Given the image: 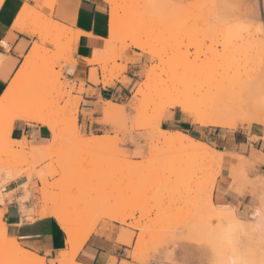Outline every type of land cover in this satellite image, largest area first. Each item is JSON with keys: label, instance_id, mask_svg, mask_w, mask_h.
<instances>
[{"label": "rangeland", "instance_id": "obj_1", "mask_svg": "<svg viewBox=\"0 0 264 264\" xmlns=\"http://www.w3.org/2000/svg\"><path fill=\"white\" fill-rule=\"evenodd\" d=\"M223 1L146 0L134 4L129 9H123V11L118 8L121 19L118 15L120 21L117 22L116 19L117 36L114 38L115 41L113 40L107 48L106 40L110 39L109 30V36L105 40L106 47L102 51L99 50L102 59L98 63H93L98 68L94 67L90 71V73L96 72L100 80L92 81L90 78L89 80L95 86L103 84L101 82L103 78L110 79L112 84L118 81L125 85L126 88L122 89L119 94L108 95V100L99 98L96 105L100 110L104 107L105 102L110 100L125 107L126 114L124 116L116 115L109 120L112 129H121L119 133L111 130L109 126H97L93 132L92 126L87 125V133L92 136L103 135L107 139L99 147L83 146L77 140V130L84 127L89 114L84 109L81 110V104L85 103L83 95L93 89L86 87L84 83L77 86L75 82L72 83L64 77L61 62L62 60L71 61L70 58L75 44L70 43L73 40L71 37H62L61 43L55 45V50L48 49L49 51L46 50L47 53H44L51 56L52 62L45 67L43 75L48 80L40 84L42 96L38 107L23 113L26 117L27 115L46 114L50 121L58 126L59 140L51 147L49 146L50 139L47 140L46 146L42 147L45 149L41 154L32 156L26 154L34 147L33 139L27 137L14 139L12 131L15 122L18 121L15 117L20 113L22 94L24 96L34 85L25 94L23 92L19 95L20 91H17L16 99L11 98L12 102L8 100L10 106L16 107L3 117L8 127V136L0 139V162L6 163L2 164L1 162L3 166L11 165L13 168H2L0 179L3 178L6 171L16 168L21 173L22 178L30 175L33 177L31 183L35 191L36 180L34 177L42 174V178L47 179L49 188L44 187L42 184L37 201L38 206L48 208L49 212H54L56 207L59 206L68 214H73L75 218L77 210H82L87 215L85 220L77 221L75 236H78L84 230L87 231L92 226L96 228L97 232V224L100 220L98 210L101 204H103L104 210L110 217V222L100 232L112 233L115 223L121 224L119 241L122 242V239L129 236L132 240V237L136 235L133 229H142V234L136 235L137 243L130 254L133 260L131 264H151L153 259L159 260L163 264L168 259L169 249L172 250L171 254L175 258L174 264H179L180 261H184L185 264H200L204 260H207L208 264H217L221 261L223 264H227L232 247L234 251L236 250L239 253L245 250L243 255L245 254L244 256L247 255L246 257H248L249 251H252V248L250 249L252 244L249 243L253 242L250 238L246 241V236L243 238L240 234L238 239L229 242L232 246L230 251H226L227 247L230 248L226 244L228 243L227 240H224L221 234L215 236V232L212 230L214 227L221 228L223 224L222 220H218L215 216V219L212 218L213 213L210 210L214 212V209H211L208 204L213 201L216 207L219 206L214 201V191L211 183L213 181H210V179H214L217 172L219 174L217 173L216 180L220 176L223 169L220 162L200 157L197 154L186 153L183 150L176 149V147L172 148V146L164 143L162 139H158L161 142L156 141L158 126L170 130L181 129L186 133L191 130V126L185 124L186 121H175L168 122V127L165 128L164 124L166 122L158 119L162 107L154 105L148 94H146L147 97H140L135 105L132 104L134 102L133 95L138 86L145 81L147 70L151 67H157L158 72L163 71V69L168 71L167 65L174 64V59L182 52L190 53L187 65L189 63L190 67L195 65V68H197L193 71L194 68L192 67L193 74L191 73V77H194V80L200 78V81H194L190 74L187 75L193 82L201 83L204 81L206 83L201 84L206 86L210 83L218 84L221 79H225L224 84L230 85V88L245 86V89H250V87L257 86L254 87L255 89H251H257V93L261 91L258 86L261 87V79L264 76V73H262L264 44L261 43L259 33L256 31L260 26V14L257 11L255 18H249L245 21L252 29L250 35L247 38L242 37L238 41H233L229 28L215 27L209 23V20L212 17L229 13H235L241 17H252L253 9L250 6L252 0H225L224 3ZM226 1L227 3L236 1L233 4L237 7H227ZM162 2L172 3L176 7L171 10L157 9L155 13L143 7L148 3L158 5ZM119 3L120 1L115 5L119 7ZM231 3L230 5H232ZM224 4L226 8L223 9ZM205 5L209 6L205 7ZM23 8H25V11L22 10L20 13L23 17L30 11H37L29 5H25ZM26 11L28 12L26 13ZM39 12L37 11V13ZM46 17L43 16V13L34 14L24 18L19 23L30 24L29 26L33 30L35 28L38 31L41 22ZM38 23L40 26L37 28L35 24L39 25ZM55 32L56 29L52 27L43 31V35H45V38L46 36L52 38L55 36H53ZM43 35L40 36L44 37ZM224 39L228 41L227 44H225ZM138 44L146 48L138 49L136 46ZM150 52L162 53L164 64L157 57L155 60H150ZM44 54L41 56H45ZM235 70H239L238 72H242L243 75L240 73L239 76ZM169 71L168 73L171 74V71ZM213 74L214 78L217 77L218 83L215 79L212 81ZM226 74L231 75L230 81L228 80L230 79L229 76ZM220 75H223V77L220 78ZM188 77L187 79H190ZM234 80L238 82L234 83ZM232 85H235V87H232ZM249 85L253 86L249 87ZM73 92L76 94L73 95ZM93 93H96V90H93ZM76 99L79 101L77 111L73 108ZM61 101H63V104ZM8 102L5 104H8ZM131 111L135 112L133 119L137 139L143 141L142 151L139 155L128 149V137L122 131L124 122ZM74 117L77 119L75 127L73 123H70ZM23 121L36 122L33 120ZM245 125L250 124H239L236 129L208 127L204 130L205 127L197 126L194 129L197 135L194 137L207 142L215 149H220L222 147L214 142V139L208 134L210 131L222 135H226L228 132L236 135L241 127ZM252 125H256V123ZM83 137L88 138L87 135ZM21 144H25L23 150L20 147ZM17 151L19 153H16ZM241 159L243 162L238 161L230 167L232 174L230 176L237 182L246 179L247 183L258 187V180L249 179V168H253L254 164L252 165L249 162L245 164V158ZM242 188H245V184ZM259 191L258 187L255 192ZM93 192L99 194L98 198L93 199L91 195ZM230 207L244 223L248 224L250 222L247 219L248 211L242 209L241 203L230 205ZM122 218L125 219L124 222ZM208 220L210 221L208 222ZM208 224L212 228L208 227ZM204 227L207 229L205 230ZM209 229L213 231V235ZM215 230L216 233H219L218 228H215ZM213 237H219L220 239H214ZM241 239H245L243 240L244 244L241 243ZM235 241L240 243L237 242L235 245ZM245 244L249 247L242 246ZM248 249L250 250L247 251ZM228 252L230 255H228Z\"/></svg>", "mask_w": 264, "mask_h": 264}, {"label": "bare ground", "instance_id": "obj_2", "mask_svg": "<svg viewBox=\"0 0 264 264\" xmlns=\"http://www.w3.org/2000/svg\"><path fill=\"white\" fill-rule=\"evenodd\" d=\"M106 1L108 3H112V4H116L120 1L119 7H116L114 10V13H115L114 16L111 18L109 16L110 39L108 38L106 40V44L108 45L107 48H109L110 43L114 40V38H116L115 36H117L116 19H117V22L120 21V19H121L120 18L121 15L118 14V8L120 10L122 9V11H123V9H126V8L129 9L134 4L141 3V2H144L146 0H106ZM224 2H225V0L223 1V3ZM231 2L227 3V1H226L227 6H228V4L229 5H230V3L233 4L236 1L235 2L231 1ZM225 4L223 6V9H224V7L226 8ZM28 9H30V8H28ZM22 10L25 11V8H23ZM27 12L28 11H26V13ZM39 13L41 14V12H39ZM39 13H37V11H33V12L30 11L29 13L25 14V17H23L20 14L18 16V19L16 20L15 24L17 26H19V25L25 26V24H20L19 22L22 21L26 17L32 16L34 14L37 15ZM118 15H119L120 19H118ZM43 16H45V15L43 14ZM136 16H138V15H136ZM35 25L37 26V28H38V26H40V24L39 25L35 24ZM26 26H28V25H26ZM52 27L54 29H56V32L53 34V36L54 35L55 36L52 37V35H51L52 38H50V36H49V38H48V36H46V38H45V35H43V31H46L47 29H51ZM28 28H30V27L28 26ZM40 28L38 31H36V29L34 28V30L36 32L34 30H30V31H32L33 33L35 32L38 35H43L44 37H42L40 42L34 43L36 46H35V48L31 49L29 56L25 57V59L27 60V63L22 66V70H21L19 76L11 85H9L5 89L4 94L2 96H0V118H3L6 114L11 112L16 107V106H10L8 100L12 102L13 100H11V98L13 99L16 97L17 91L18 92L20 91L19 95H21V93H23V92L25 94L29 90V88L32 87L33 85H35L37 82H39L40 84H43L45 81L48 80V78L45 77V75H43V74H44V71L46 69L45 67L52 62V59H51V56H47L46 54H44L45 56H41V55H43V53H47V52H45L46 51V48L44 46L45 44L57 46L58 44L61 43L62 37H68V36L73 39L70 42L72 44L73 43L76 44L77 41H79L78 40L79 39L78 38L79 37V31L78 30H76L72 27H66V26L62 25L59 22H56L55 20H53L51 18L46 17V19H44L41 22ZM52 31L54 32L53 29H52ZM51 32H49V33H51ZM45 33H47V32H45ZM136 46L138 47V49L139 48H143V49L146 48V47H143L141 44H138ZM94 52L95 53H93L94 55L91 58L86 59L87 63L93 64V63H98L101 61L102 58H101V55H99V50H95ZM189 55H190L189 52H182V54L180 53V55L174 59V61H175V62L173 61L174 64L172 63L171 65L170 64L167 65V67L169 68V69L168 68L167 69H168V71L169 70L171 71V74H169L168 71H164V69H163V71L158 72L157 67L149 68L147 70V73H146L145 81L141 85L138 86V88L136 89V91L133 95V101L134 102L132 101L133 102L132 104L135 105L136 102L139 101L140 97H145V96L147 97L146 94H148V97L151 100V102L154 105L161 106L162 110H163V108L172 100H175L178 97H184V98L191 99L194 102L195 106L198 108V110L202 113L200 116H198V118L201 120V125H200L201 127H218V128H223V129H236L239 126V124L248 123V124L252 125V124L256 123V121L259 119L260 113H259V111L254 110L248 106V99L250 98V95L252 93H255V92L257 93V89L252 90V89H255L254 87H257V86L250 87L253 85H249L250 89H245V86H239L238 85L239 87H235V85L234 86L232 85V87H235L233 89V88H230V85L228 86V85L224 84L225 79H223V80L221 79V81H219V83H218V81H217L218 79L216 80V78H217L216 76L214 78V74H213L212 81H213V79H215L216 83H218V84H211L210 83L209 85L205 84L206 86H204L201 84V83H206L204 81L201 83L193 82L194 77H191V75L193 74L192 73V67L194 68L193 71L197 68H195V65L194 66L192 65L190 67L189 63L187 65ZM40 56H41V58H39ZM150 57H151L150 60H152V59L155 60V58L157 57L163 63L162 53H151L150 52ZM254 62H255V60H254ZM235 71L238 72L239 70H235ZM259 71H261V70H259ZM196 72H195V74H196ZM232 72L234 73V71H232ZM240 73H242V72H240ZM240 73L238 72L239 76H240ZM189 74L193 80L190 77H188ZM226 75H228V74H226ZM242 75H243V73H242ZM221 76L223 77V75H220V78H221ZM228 76L230 78L231 75H228ZM187 77L190 79H187ZM90 78L92 80H100L99 76L97 75L96 72H93L92 74H90ZM197 80L200 81V78L199 79L197 78ZM228 80L230 81L231 78ZM101 82L104 85H111L112 84V81L108 78H103L101 80ZM233 82L236 83L238 81L234 80ZM258 88H261V87L258 86ZM22 97H23V94H22ZM7 102H8V104H5ZM78 105H79V101L77 100L75 103V107H73L76 111H77ZM103 110L106 111L108 120L114 118L116 115H123L124 116L126 114L125 107H123L122 105L117 104L113 101H110V100L105 102ZM162 110H161V112H162ZM25 120H33V121L42 120L43 121L42 125L47 126L51 132V138H50L49 146L51 147V145L53 146L55 142H58L59 137H60L59 130H58L59 128L55 123L50 121V119L47 117L46 114L31 115V116L27 115V118ZM76 122H77V119H76V117H74L72 122H70V123H73V125L75 127L77 125ZM93 137H94V139H89V138H84L83 136H78L77 140L79 143H81V145L83 144V146H87V147L102 146L107 140L106 138L103 137V135H94ZM156 137H157L156 141L161 142L158 139H162L164 143L172 146V148L176 147V149L183 150L184 152H186V153L188 152L189 154L193 153V154H197L198 156L203 157V158H210V160L213 159L214 161L216 160V161L220 162L221 167L223 165L224 157H225V154L223 152L213 148L212 146H210L208 143H206L204 141L196 139L193 136L182 135V134H180V132H175L172 130L163 129L160 126H158ZM20 147L23 150L25 148V144H21ZM44 149L45 148H42V147H33V149H30L29 151H27L26 154H30L31 156L32 155H38V154H41L44 151ZM16 153H19V151H17ZM1 162H0V171L2 170V168L11 167V165L8 162H7V164H9L10 166H7V165L3 166L2 164H6V163L2 162V164H1ZM13 166H15V165H13ZM15 167H17V166H15ZM11 168H13V167H11ZM15 169L14 170L11 169L8 171H10L12 173H18L21 175V173H19V171H17V169L15 171ZM217 173L219 174V172H217ZM217 173H215L216 177L218 176ZM210 175H211V173H210ZM216 177L214 179L211 178L213 180L210 179V181H213V182H211L212 183V189H214V186L216 183ZM42 184L44 187L48 185V181L45 177L42 178ZM0 198H2V197H0ZM206 199H207V196H206ZM208 204H209L211 209H214L213 210L214 212H212L210 210V212L213 213L212 218L215 219V217H216V218H218V220H222L221 222L224 224V225L223 224L221 225L222 226L221 228L214 227V229H213L212 227L209 226V224H208V227H210V228H212V230H214L215 236L217 234H221L224 237V240L225 239L227 240V242H228V243H226L227 246H230L231 243H229V242H233V240L238 239L240 234H241V236H243V238H245L244 236H246V241H248L247 239H249V238H250L251 242L253 241L252 243H249V244H252V246H250V249L252 248V251H249L250 249L247 250V251H249V254H250V255L248 254V257H246L247 255L244 256L245 254L243 255V252L245 250L243 252L241 251L242 253H239L236 250L234 251L233 247H232V249L234 252L232 254L231 253L232 252V249H231L232 245L229 248L226 246L225 243H223L221 241L222 244H224V246L227 247L226 251L227 250L230 251V249H231V251H230L231 255L228 252V255H230L228 262L234 260V261H236V264H264V233H262L259 230V228L253 224L252 221L248 222V224L244 223L241 219L238 218L236 212L231 207H225L222 205H219L218 207H216L213 204V201H210V203H208ZM215 208H217V209L215 210ZM43 210L49 212L48 208H43ZM208 210H209V208H208ZM54 212L56 213L57 216H59L60 219L57 221L60 223L62 229H64V231L67 234V245H68V247L66 245L67 249L60 251L62 253V255L59 257V264H80L76 261L77 254L81 250V248L83 247L85 242L88 240V238H90V236L94 232H96V228L94 226L89 227V229L87 231L84 230L81 233H79L78 236H75V232L77 233L76 228H75L77 221L81 222V221L85 220L87 218V215H85L82 210L81 211L77 210L75 213L76 214V218H75V216L73 214L72 215L68 214L65 210H63L59 206L56 207ZM3 213H4V210H1L0 211V262L12 261V262H17V264H44V262L46 260V258L44 256H41L36 252L30 251V250L24 248L15 238H12L8 235L7 224L3 220ZM41 216H46V215L42 214ZM212 218H210V219H212ZM124 220L125 219L122 218L123 222H124ZM209 221L210 220H208V222ZM215 228H218L219 233H216L217 229L215 230ZM204 229H205V227H204ZM209 231H211V230L209 229ZM207 232H208V230H207ZM243 233H244V235H243ZM211 234L213 235V231H211ZM212 235H211V237H212ZM218 236L220 237V235H218ZM219 237H215V238H219ZM243 240H245V239H243ZM243 240L241 241V243L243 242V244H244L245 242ZM122 242L126 243V244H130L131 243V236L125 237V239H122ZM219 242H217V243H219ZM237 242H239V241H237ZM237 242L234 244L236 245ZM212 244H214V243H212ZM219 244H221V243H219ZM208 246H210V245H208ZM219 246H221V245H219ZM242 246L249 247L246 244L242 245ZM223 249H225V248H223ZM211 251H212V249H211ZM222 253H223V251H222ZM226 254H227V252H226ZM228 262H227V264H228Z\"/></svg>", "mask_w": 264, "mask_h": 264}, {"label": "snow or ice", "instance_id": "obj_3", "mask_svg": "<svg viewBox=\"0 0 264 264\" xmlns=\"http://www.w3.org/2000/svg\"><path fill=\"white\" fill-rule=\"evenodd\" d=\"M99 4L104 5V11L107 12L111 17L114 16V10L117 7L115 4L108 3L106 0H98ZM209 5H205L208 7ZM253 9L252 17H241L235 13H229L225 15H218L210 18L209 23L215 27H227L231 30V35L233 41H238L239 39L247 38L252 29L245 22L249 18H255V13L258 11L260 16V26L256 31L259 33V38L262 44H264V0H252L250 5ZM33 8L40 11L41 5L33 3ZM55 5L45 6V10L48 8H54ZM145 9L151 10L153 13L157 9H168L176 7L172 3L162 2L160 4L148 3L143 5ZM229 8H236L237 5H228ZM18 19V17H17ZM25 30L22 27L17 26L15 23L9 26L0 27V83L4 85L6 89L11 85L19 76L22 66L27 63L25 57L29 56L31 49L35 48V44L29 43L26 47L23 44V38H26ZM34 39L39 42L42 36L36 33H31ZM223 39V38H222ZM225 44L228 43L224 39ZM98 47H106L103 41L94 42ZM23 48V51L21 50ZM68 73H73L75 70L71 67L67 68ZM262 73H264V62H262ZM131 83V82H129ZM79 86V85H77ZM3 93V89H0V94ZM76 93L73 92V95ZM42 96V87L39 82H37L33 88H31L21 100L20 113L16 115L15 119L25 120L27 117L25 114L37 108ZM63 104V101H61ZM248 106L254 110L259 111L260 116L256 121V125L259 128V132L253 133L251 125H245L241 127L238 134L233 135L230 132L226 134L224 142L227 144L237 145L241 150L240 155L247 156L249 159L253 158V155L259 157L258 161V171L253 173L252 179L258 180L259 192H253L251 189L248 190L247 196H240L241 207L248 211L247 219L253 222L259 230L264 233V76L261 79V91L257 93H252L248 99ZM202 113L195 106L191 99L178 97L175 100L169 102L162 110L159 115V121L166 122L164 124L165 128L168 127V122L175 121H186L188 125L191 126V130L184 133L181 129H173L175 132H180L182 135L196 136L194 129L201 125V120L198 118ZM135 112L131 111L128 118L124 122L122 131L127 135V147L128 149L139 155L142 151L143 141L137 139V131L134 122ZM95 117L90 121L92 125L93 132L96 127L109 126L111 130L119 133L121 129H112L111 122L107 119V113L105 110L100 109L95 113ZM42 120H37V126L42 124ZM87 123L84 127H80L77 130L78 136L87 135L89 139H94V137L87 133L86 131ZM33 145L34 147H44L47 141L40 138V135L33 129ZM19 135V133H17ZM45 132L43 135H48ZM8 136V127L3 118H0V139L6 138ZM42 174L36 175L34 178L36 180V189L33 190L32 186V176L21 177L18 173H12L6 171L3 178L0 179V210L9 208L11 211L17 213L16 222L19 225H23L24 221L21 217L27 215L29 223H36L41 215H51L59 220V216L55 212H47L43 210L41 206H38L37 201L40 196V188L42 187ZM226 183L222 180V184L225 189H228L232 185H236V191L239 192L240 188L247 183L246 179L237 182L232 176L225 178ZM93 199L98 198V193L93 192ZM215 198V197H214ZM258 201V202H257ZM256 205V206H253ZM225 207H230V205H225ZM250 211V214H249ZM98 215L100 216L99 223L97 224V234L100 233L101 229H105L106 225L110 222V217L104 210L103 204L98 210ZM35 217V218H33ZM242 227V226H241ZM133 231L140 235L143 230L136 228ZM137 241H133L136 244ZM95 248V254H89L88 249ZM172 250L169 249L168 259H166L163 264H174L175 258L172 256ZM46 260L44 264H59V257L62 255L60 251L55 248H51L48 251L42 253ZM82 259L80 264H131L128 259L127 253L123 250L117 251L114 244L106 242L99 235H95L94 239L90 241L88 248H86L81 253ZM0 264H17V262L12 261H2ZM151 264H161L159 260L153 259ZM179 264H185L184 261H180ZM200 264H208L207 260L200 262ZM217 264H223V262H217ZM228 264H236V261H229Z\"/></svg>", "mask_w": 264, "mask_h": 264}, {"label": "crops", "instance_id": "obj_4", "mask_svg": "<svg viewBox=\"0 0 264 264\" xmlns=\"http://www.w3.org/2000/svg\"><path fill=\"white\" fill-rule=\"evenodd\" d=\"M33 3L41 5L40 12L48 18H51L66 27H72L79 31V41H77V43L74 45V49L70 58L71 61L62 60L61 62L63 65L62 72L64 77L68 81L72 83L75 82L77 85H79L80 83H84L86 87H91L93 90H96V93H93V90L85 93L83 95L85 103L83 102L81 104V110L84 109L86 113H89L85 120V123H87L88 126H92L90 121L94 118H97L95 117V113L98 110L96 103L99 98L108 100V95H117L121 92L122 89L126 88L125 85H122L118 81H115V83L112 85L99 84L98 86H95L90 83V74L92 73H90V71L94 67L98 68V66L94 65L95 63H87L86 59L91 58L94 55L93 53H95V50H104L105 47H98L94 42L103 41L105 45V40L109 36V14L104 11V5L99 4L98 0H1L0 27L9 26L15 23L17 17L22 12L23 7L25 5H29L32 7ZM46 5H55V7L45 10ZM24 24L25 26H19L24 28L25 30L24 35L26 36V38H23V44L26 47L29 43L34 44L35 42H37V40L34 39L31 35V33L33 32L30 30L33 29L27 23ZM26 25H28L30 28H28V26ZM45 48L46 50L49 49L53 51L56 49V46L46 44ZM21 50L23 51V48ZM69 67H71L75 71L73 73H68L66 69ZM0 89H3V92L5 91L4 85L2 83H0ZM101 109H103V107ZM34 128L35 132L39 134L40 138L44 141H47L51 138V132L47 126H44L42 124L37 126L36 122H25L20 120L16 121L14 124L12 137L14 139H22L23 137L33 139ZM252 131L254 134L259 132L258 126L252 125ZM45 132L49 134L43 135V133ZM17 133H19V135ZM208 134L211 135L212 139H214V142L218 143V145L222 147L220 149H216L220 150L221 152L224 151L223 153L225 154L224 162L222 165L223 169L220 173V176L216 180L217 183H215V189H213V198L215 197L214 201L217 205L222 206H225L226 204L236 205L238 203H241L239 199L240 196H247L249 189L255 192L258 187L255 185H250L249 183H245V188L243 189L241 187L240 191L237 192L236 185H232L228 189H225L222 184V180L224 181V183L227 182L225 178L232 175L230 167L238 163V161L243 162L241 158H245V164L247 162L252 165L254 164L253 168H249V178L252 179L253 173L258 171L259 157L253 155V158L249 159L247 156L240 155L239 153L241 150L237 145L227 144L224 142V138L226 137V135L213 133L212 131H210ZM233 135L235 134L233 133ZM3 210V220L7 224L8 235L12 238H15L24 248L36 252L41 256H44L42 253L48 251L51 248H55L58 251L67 249V235L55 217L51 215L42 216L38 220H36V223L32 224L29 223L28 217L27 215H25L21 217V219H23L24 221L23 225L21 226L16 222V212L11 211L7 207ZM120 228L121 224L115 223V227L112 233H93L85 242L81 250L78 252L76 260L80 263V260L82 259L81 253L86 248H88V245L90 241L94 239V236L99 235L106 242L114 244L117 251H125L127 253L129 261L133 262L130 254L133 252L135 246V244H133V241L137 240V234L132 237L131 244L123 243L119 241V238L121 236ZM88 251L91 255L95 254L96 249L89 248Z\"/></svg>", "mask_w": 264, "mask_h": 264}, {"label": "trees", "instance_id": "obj_5", "mask_svg": "<svg viewBox=\"0 0 264 264\" xmlns=\"http://www.w3.org/2000/svg\"><path fill=\"white\" fill-rule=\"evenodd\" d=\"M208 129V127H205L204 130Z\"/></svg>", "mask_w": 264, "mask_h": 264}]
</instances>
